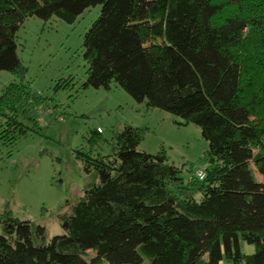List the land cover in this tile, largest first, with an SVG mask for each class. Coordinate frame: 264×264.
<instances>
[{
	"label": "trees",
	"instance_id": "obj_1",
	"mask_svg": "<svg viewBox=\"0 0 264 264\" xmlns=\"http://www.w3.org/2000/svg\"><path fill=\"white\" fill-rule=\"evenodd\" d=\"M97 6L83 87L114 82L197 126L204 177L185 182L163 154L138 151L141 130L127 125L111 155L76 152L98 182L58 214L62 235L48 241L45 228L0 212V264H264V182L251 167L264 179V0H0V70L22 74L15 38L26 19L72 25ZM41 108L26 85L2 88L1 139L25 136ZM99 142L92 132L90 149Z\"/></svg>",
	"mask_w": 264,
	"mask_h": 264
},
{
	"label": "rangeland",
	"instance_id": "obj_2",
	"mask_svg": "<svg viewBox=\"0 0 264 264\" xmlns=\"http://www.w3.org/2000/svg\"><path fill=\"white\" fill-rule=\"evenodd\" d=\"M100 11V6L88 8L72 25L55 17L47 22L26 19L15 38L22 74L0 70V92L12 83L26 85L43 107L36 124L24 122L26 135L12 144L1 139L0 118V212L7 207L16 219L45 228L48 241L64 233L57 216L68 210L67 203H75L82 190L98 182L93 169L85 172L76 152L93 158L111 155L115 133L127 125L141 130L138 151L163 154L166 164L181 170L185 182L192 172L204 170L208 143L197 126L166 111L146 109L114 82L108 89L83 87L88 68L84 34ZM97 129L101 142L90 149L88 140ZM251 167L255 179L264 182ZM238 243L241 254L254 253V246ZM92 257L88 252L87 260Z\"/></svg>",
	"mask_w": 264,
	"mask_h": 264
},
{
	"label": "built area",
	"instance_id": "obj_3",
	"mask_svg": "<svg viewBox=\"0 0 264 264\" xmlns=\"http://www.w3.org/2000/svg\"><path fill=\"white\" fill-rule=\"evenodd\" d=\"M98 134H101V130L100 129H97L96 131ZM196 176L201 180L203 179L204 177V174H203V170H198L197 173H196Z\"/></svg>",
	"mask_w": 264,
	"mask_h": 264
}]
</instances>
